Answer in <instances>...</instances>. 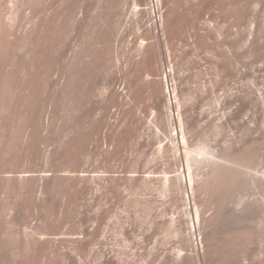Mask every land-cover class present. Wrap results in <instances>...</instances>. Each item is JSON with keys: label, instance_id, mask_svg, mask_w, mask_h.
<instances>
[{"label": "bare ground", "instance_id": "6f19581e", "mask_svg": "<svg viewBox=\"0 0 264 264\" xmlns=\"http://www.w3.org/2000/svg\"><path fill=\"white\" fill-rule=\"evenodd\" d=\"M0 52L3 74L13 55L9 85L30 104L35 96L49 103L41 115L31 113L22 148L41 149L55 125L52 109L92 96L102 106L99 127L82 144L102 158L130 144L142 213L157 231L167 225L164 212L173 214L168 227L180 240L167 264H264V0H0ZM142 91L145 115L136 108ZM118 127L132 128L119 144ZM212 133L217 138L208 143ZM43 173L25 188L26 204L43 202ZM70 178L76 218L99 219L92 202L101 176ZM38 217L24 215L32 251L26 264L41 255L32 224ZM250 227L259 239L252 252ZM95 234L81 226L69 242L90 245ZM57 254L84 264L79 252Z\"/></svg>", "mask_w": 264, "mask_h": 264}, {"label": "rangeland", "instance_id": "374dc122", "mask_svg": "<svg viewBox=\"0 0 264 264\" xmlns=\"http://www.w3.org/2000/svg\"><path fill=\"white\" fill-rule=\"evenodd\" d=\"M4 8L2 7V10ZM120 44L121 41L117 39L118 48ZM12 57L13 55L8 52L4 74L0 70V264L27 263L32 251L27 248L26 235L31 228L23 223L24 215L33 217L37 214L39 219L32 224L35 230L41 233L39 236L41 241L35 247L41 255L38 260L32 259V263L72 264L57 254L58 251H70L81 253L84 264H105V262L109 264H163L165 262L164 264H167L164 261L165 258L171 257L178 250V240H180L171 234L168 227L173 214L170 211L164 212L165 215L162 218L163 221L167 220V225L161 227V230L158 228L157 231L156 221L154 222V218L152 220V215L149 217L142 213L145 203L140 201L143 193L139 191L140 196L136 192L140 182L136 180L138 175L136 155L130 149V144L127 142L125 145L128 144V148L125 146L126 148H123L121 153L118 152L117 156L111 153L110 156L103 158L96 152L87 154L88 148L82 144L83 140L97 134L98 113L99 108L102 107L99 106L98 99L90 96L91 98L87 97L88 99H77L66 106L65 110L52 109L51 115L54 117L51 119L55 121V125L51 127L50 133L40 139L41 149L22 148L26 144V125L31 113L39 111L41 115L46 112V106L49 103L36 99L37 96H35L30 104L24 94L20 91L16 92V89L9 85L11 81L8 79V63ZM2 60L0 52V63ZM147 105L148 101L142 91L137 98V111L145 115L148 113ZM85 110H87L86 113ZM60 115L63 116L59 117ZM57 118H63V121ZM58 122H60L59 125ZM130 134H132L130 127H118L113 132L118 144L119 139ZM208 137V143H214L217 138L213 133ZM210 137L215 138L211 140ZM57 153L63 156L53 158L52 154L57 155ZM44 171H46L43 174L47 182L45 191L41 194L43 202L39 203L38 207H36L35 199H31L26 204L24 202L27 196L25 188L31 187L33 183L30 180L37 173ZM86 171L101 176L99 182L102 192L96 198L97 200L92 202L93 209L95 207L101 209V217L99 216L97 220L91 213L88 218H76L80 203L76 199L74 181L70 176L75 172L83 174ZM55 172H57L56 175H62L63 179L54 178L52 174ZM158 175L155 177H159ZM13 206H16L14 217L11 216L10 211ZM80 225L96 233L90 245L69 242L70 236L79 230ZM248 233H252V242L249 243L251 246L248 245L249 251L252 252V249L254 251V248H258L256 246L259 239L256 228L250 227ZM162 246L166 249L164 250ZM156 247L159 251L162 249V252H159ZM171 250L174 252L171 253ZM97 252L106 255L107 261L96 256ZM156 253L161 254L156 257L157 260H154L152 258H155Z\"/></svg>", "mask_w": 264, "mask_h": 264}]
</instances>
